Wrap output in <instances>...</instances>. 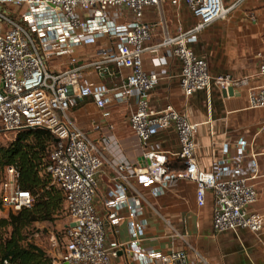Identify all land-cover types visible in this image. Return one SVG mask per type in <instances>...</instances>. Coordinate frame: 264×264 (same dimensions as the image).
Wrapping results in <instances>:
<instances>
[{
    "label": "built area",
    "instance_id": "1",
    "mask_svg": "<svg viewBox=\"0 0 264 264\" xmlns=\"http://www.w3.org/2000/svg\"><path fill=\"white\" fill-rule=\"evenodd\" d=\"M165 4L177 11L185 4L196 22L188 28L181 21L172 31ZM229 7L223 0H0V132L43 127L58 141L45 171L65 197L68 221L54 264H114L119 252L132 264H207L190 245L187 250L164 252L144 248L149 227L144 204L165 195L180 180L196 185V202L204 206L208 191L215 195V233L247 229L259 233L264 215L253 209L259 199L255 181L260 177L258 155L241 137L225 143L212 170L203 169L196 150L198 125L187 111L168 104L153 110L149 93L164 78V67L180 62L179 85L186 99L212 87H247L248 108L264 109V54L258 53L263 83L250 86L248 77L230 73L213 75L208 60L194 44L212 23L224 19ZM148 9L159 15L162 39L152 43V27L144 21ZM179 15V14H178ZM146 53L153 55L146 69ZM48 63V65H47ZM90 101L104 117L115 105L130 110L128 124L134 135L136 161L123 158L113 170L103 195V209L96 205L99 177L109 162L105 151L118 147L113 126L98 117L81 125L69 113ZM173 129L179 148L154 146V137ZM260 132L264 135V121ZM181 163L171 168V161ZM8 214L31 207L34 196L20 187L16 166L5 169L0 185ZM127 222L130 239L107 243L108 232ZM74 223V226H72ZM180 235V234H178ZM7 263V261H6Z\"/></svg>",
    "mask_w": 264,
    "mask_h": 264
},
{
    "label": "crops",
    "instance_id": "2",
    "mask_svg": "<svg viewBox=\"0 0 264 264\" xmlns=\"http://www.w3.org/2000/svg\"><path fill=\"white\" fill-rule=\"evenodd\" d=\"M234 3L237 4L224 19L204 29L194 48L198 55L208 60L213 75L230 73L237 78L248 77L250 86H259L263 83L259 73L258 53L264 54V0H235ZM165 11L172 31L180 21L185 28L196 22L185 4H182L179 11L165 4ZM158 20V13L148 9L144 21L153 25L152 43L162 39L163 27L158 24ZM152 57V54L146 53V69L153 68ZM180 70V62L174 58L164 67V78L149 93L151 108L160 111L171 104L178 110L187 111L191 121L198 125L197 156L201 167L206 170L214 168L215 160L221 156L225 143H233L245 137L254 151L259 153L260 177L255 181L259 199L253 209L264 215V135L260 132L264 109L248 108L247 87L226 97L222 90L212 87L210 90L198 91L186 99L179 85ZM80 105L94 106L90 101H84ZM118 108L126 107L115 105L109 109L108 116L104 117L99 112L94 116L109 124L114 123L118 128L113 129L118 147L105 151L109 162L99 177L98 194L95 198L99 209H103V195L113 173L111 163L123 158L132 161L140 159V152L132 146L134 135L128 118L127 132L124 115ZM89 121L90 119L79 123L89 128ZM153 145L168 151L177 150L179 142L176 132L169 129L156 135ZM170 164L173 169L181 167L177 160H172ZM150 201L153 206L144 204L145 215L149 220L147 234L142 242L144 248L164 252L173 249L187 250L195 261L192 250L189 249L191 245L202 253L207 264H264V227L259 233L247 229L215 233V195L212 191L207 193L206 204L198 206L195 183L180 180L165 195L151 198ZM129 239V228L127 222L123 221L115 229L109 230L107 243L125 242ZM114 264L132 263L127 253L119 252L114 258Z\"/></svg>",
    "mask_w": 264,
    "mask_h": 264
},
{
    "label": "trees",
    "instance_id": "3",
    "mask_svg": "<svg viewBox=\"0 0 264 264\" xmlns=\"http://www.w3.org/2000/svg\"><path fill=\"white\" fill-rule=\"evenodd\" d=\"M14 132L13 139L0 144V185L6 167L14 165L20 173V187L32 193L34 202L31 207L0 215V264H54V258L32 237L36 224L54 222L66 210L62 189L52 184L45 171L56 136L43 127ZM3 210L0 190V212Z\"/></svg>",
    "mask_w": 264,
    "mask_h": 264
},
{
    "label": "rangeland",
    "instance_id": "4",
    "mask_svg": "<svg viewBox=\"0 0 264 264\" xmlns=\"http://www.w3.org/2000/svg\"><path fill=\"white\" fill-rule=\"evenodd\" d=\"M235 0H223L224 5L226 7H229L234 3ZM48 65V63H47ZM118 111L121 112L123 118L125 119L124 122V127L125 131H129L128 126H127V118L130 113V110L128 108L124 109H117ZM71 116L78 120V121H86L88 122L89 119L92 117L96 116L98 114L97 109L94 106H89V105H79V107H76L72 111L69 112ZM123 124V123H122ZM113 129H118L116 124L112 123ZM16 135V132L14 131H8V132H3L0 133V144H6L9 140L13 139ZM134 144V142H133ZM133 146V145H132ZM66 206V205H65ZM1 216H6L8 215L7 212L3 210V212H0ZM68 211L67 208L66 210L62 211L54 222H44V223H38L33 229L34 236L32 237L33 242L41 246L43 249H45L49 255H55L58 256V251H54L52 246H51V238L54 235L56 237V241L59 245V248H63V232L64 228L67 224L68 221Z\"/></svg>",
    "mask_w": 264,
    "mask_h": 264
},
{
    "label": "water",
    "instance_id": "5",
    "mask_svg": "<svg viewBox=\"0 0 264 264\" xmlns=\"http://www.w3.org/2000/svg\"><path fill=\"white\" fill-rule=\"evenodd\" d=\"M223 95L226 97L228 95H232L234 93L238 92V89L234 88V87H229L228 89H223ZM56 141H58V139L56 138ZM72 226H74V223H72Z\"/></svg>",
    "mask_w": 264,
    "mask_h": 264
}]
</instances>
